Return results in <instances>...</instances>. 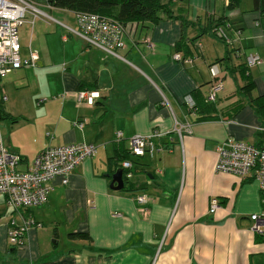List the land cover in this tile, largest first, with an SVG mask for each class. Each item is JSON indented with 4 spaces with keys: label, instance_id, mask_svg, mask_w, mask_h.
Masks as SVG:
<instances>
[{
    "label": "crops",
    "instance_id": "obj_1",
    "mask_svg": "<svg viewBox=\"0 0 264 264\" xmlns=\"http://www.w3.org/2000/svg\"><path fill=\"white\" fill-rule=\"evenodd\" d=\"M161 1L171 12L157 24L126 23L120 57L77 35L74 11L45 1H36L45 16L27 14L19 27L21 56L32 50L37 60L0 79L3 145L22 157V171L47 146L84 142L96 153L67 184L53 179L46 201L21 214L9 212L0 193V264H264V232L250 219L264 213V187L252 175L215 170L221 141L259 146L264 136V0L251 9L242 0L233 8L226 0ZM219 22L229 45L212 32ZM249 54L261 58L249 67L250 92L237 70ZM80 89L101 97L78 103ZM152 132L160 134L152 154L128 155L131 136ZM127 157L132 177L123 170L124 188L113 190L112 175ZM212 198L219 207L210 212ZM27 218L35 224L22 246L10 245L11 221Z\"/></svg>",
    "mask_w": 264,
    "mask_h": 264
},
{
    "label": "built area",
    "instance_id": "obj_2",
    "mask_svg": "<svg viewBox=\"0 0 264 264\" xmlns=\"http://www.w3.org/2000/svg\"><path fill=\"white\" fill-rule=\"evenodd\" d=\"M37 0H0V79L9 73L22 68L33 67L36 64L37 54L30 50L28 57L23 58L20 54L18 29L26 19L27 14L32 18L45 16L37 8ZM47 1V0H41ZM228 1V0H226ZM78 29L74 31L82 37L90 46L98 47L109 54L120 57L118 49L125 47L124 37L127 35L126 24L112 18L96 13L75 12ZM255 26L259 21L254 22ZM218 37L230 44V39L222 28L216 29ZM151 46L152 44L149 43ZM174 60H181L179 53L173 55ZM246 66L252 67L261 63L257 54H249L245 58ZM213 77L218 76V69L212 65L209 68ZM220 84L216 85L209 94L208 99L214 100ZM78 103L93 106L101 97L99 91L80 89L75 92ZM189 107L194 105L190 96L185 98ZM83 122L77 121L76 126L81 128ZM258 131L264 135V126H259ZM49 135V133H47ZM158 132L149 135L136 134L129 140V153L133 156H143L145 153L152 154L156 148L153 139L158 137ZM123 134L116 133L115 139L121 140ZM216 172L234 174L240 178L249 175L255 177L260 186L264 187V136L259 146L248 144L244 141L227 137L217 145ZM96 153V146L91 143H69L60 146H47L33 158L27 170H19L22 157L8 151L0 139V193L4 196V202L17 214L23 210L42 205L51 190L50 182L59 178L62 184L69 182L72 170L84 159ZM132 162L124 159L121 168L124 177L129 180L132 177ZM139 202L146 200L145 195L137 197ZM219 207L217 198L210 200V212ZM252 230L258 233L264 232V213L253 214ZM35 222L31 218L23 219L21 224L16 225L11 221L7 237L10 245L21 247L25 232Z\"/></svg>",
    "mask_w": 264,
    "mask_h": 264
},
{
    "label": "trees",
    "instance_id": "obj_3",
    "mask_svg": "<svg viewBox=\"0 0 264 264\" xmlns=\"http://www.w3.org/2000/svg\"><path fill=\"white\" fill-rule=\"evenodd\" d=\"M239 1L240 0H228V6L230 8L237 7ZM259 1L262 0H254V5L256 6ZM46 2L52 6L69 9L74 12H89L112 17L123 24L128 22H149L157 24L161 20L162 14L169 15L171 12L169 5L161 0H47ZM262 12H264V10ZM220 24H222V22H219L216 27L212 29L216 37H218L216 28ZM227 45H229V43H227ZM225 60L227 59H217L216 63H221ZM237 70H239L241 78H244L247 82L241 89L249 92L253 90L254 83L251 80L249 81V68L246 66V63L238 66ZM6 116L7 115H4V112L0 109V120ZM128 155H131L129 151ZM127 158L132 162L130 157ZM68 236L70 238H84L88 237V234L84 232H71Z\"/></svg>",
    "mask_w": 264,
    "mask_h": 264
},
{
    "label": "water",
    "instance_id": "obj_4",
    "mask_svg": "<svg viewBox=\"0 0 264 264\" xmlns=\"http://www.w3.org/2000/svg\"><path fill=\"white\" fill-rule=\"evenodd\" d=\"M123 169L121 167L117 168L115 173L112 175V180L110 182V188L113 190H121L124 188L123 180Z\"/></svg>",
    "mask_w": 264,
    "mask_h": 264
},
{
    "label": "rangeland",
    "instance_id": "obj_5",
    "mask_svg": "<svg viewBox=\"0 0 264 264\" xmlns=\"http://www.w3.org/2000/svg\"><path fill=\"white\" fill-rule=\"evenodd\" d=\"M168 1V0H167ZM172 2H174V0L172 1ZM242 7L244 6V8L246 9V8H249V9H251L252 8V5H253V0H242ZM239 77V76H238ZM217 148V147H216ZM12 211V209L11 208H9V212H11Z\"/></svg>",
    "mask_w": 264,
    "mask_h": 264
}]
</instances>
